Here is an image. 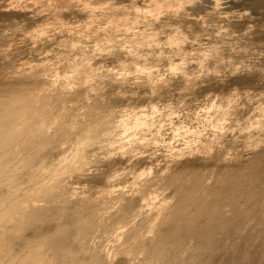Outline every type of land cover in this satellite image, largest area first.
I'll list each match as a JSON object with an SVG mask.
<instances>
[{
  "label": "rangeland",
  "instance_id": "1",
  "mask_svg": "<svg viewBox=\"0 0 264 264\" xmlns=\"http://www.w3.org/2000/svg\"><path fill=\"white\" fill-rule=\"evenodd\" d=\"M193 2L0 0V97L32 106L0 156V264H264V0ZM197 176L195 201H234L170 262L151 248Z\"/></svg>",
  "mask_w": 264,
  "mask_h": 264
},
{
  "label": "bare ground",
  "instance_id": "2",
  "mask_svg": "<svg viewBox=\"0 0 264 264\" xmlns=\"http://www.w3.org/2000/svg\"><path fill=\"white\" fill-rule=\"evenodd\" d=\"M146 1V0H145ZM150 1V0H149ZM192 0H151V4H150V9L154 8V10H163L164 9H169V8H173V10H175L176 8H179V7H182L183 8V4H185L186 2H191ZM194 1V0H193ZM197 0H195V3H196ZM209 1L210 5L213 3V7H215V1L216 0H207ZM144 2V0H143ZM148 2V1H147ZM185 2V3H183ZM201 2V1H200ZM204 2V1H203ZM206 2V0H205ZM194 3V2H193ZM194 3V5H195ZM198 3V2H197ZM197 3H196V7L197 6ZM202 3V2H201ZM208 3V2H207ZM208 3V4H209ZM188 4V3H187ZM185 4V5H187ZM199 4V3H198ZM141 5V4H140ZM149 5V4H147ZM191 5V4H189ZM194 5L192 4V6L194 7ZM200 5V4H199ZM216 5H219V2L218 4ZM144 5H141L142 8H144L146 6L143 7ZM185 7V6H184ZM182 8L180 10H182ZM185 9V8H184ZM171 10V9H170ZM179 10V9H178ZM167 11V10H166ZM147 12V11H146ZM173 12V11H172ZM179 12V11H177ZM159 13H161L159 11ZM152 15V13H151ZM154 15V14H153ZM155 17V16H154ZM151 18V17H150ZM156 18V17H155ZM16 91V90H14ZM22 91V90H21ZM4 92H7V91H4ZM23 92V91H22ZM8 93V92H7ZM5 93V94H7ZM12 93V92H11ZM18 93V91L16 92ZM9 94V93H8ZM10 95V94H9ZM4 96V94H3ZM31 101L28 100V96L25 95V93L23 94H12L8 97H0V156H1V152L4 151V150H8V146L11 144L8 145V131L11 127H13L17 121L16 118L22 114H28L29 112L32 114V112L30 111L31 110ZM31 106V107H30ZM28 125V124H27ZM16 126V125H15ZM12 129V128H11ZM10 129V130H11ZM11 140V139H9ZM28 141V140H26ZM25 145V144H24ZM27 146V145H26ZM30 146V145H29ZM10 151V149H9ZM2 157V156H1ZM13 157V156H12ZM7 160V159H6ZM1 161V159H0ZM2 162V161H1ZM9 165L8 164H5V163H1L0 164V174L3 173L8 169ZM19 169V168H18ZM6 173V172H5ZM237 176V174H236ZM242 177V176H241ZM245 177V176H244ZM250 177V176H249ZM195 178V177H194ZM236 179V178H235ZM249 179V178H248ZM202 182V180H200V178H197L195 180H193V183H192V186L190 188H187L188 190H185L184 192V196H183V201H191L190 203L192 202H195L197 207H198V212L195 216H193L194 218H191V219H187L188 223L185 227H183V218L185 217V209L183 208V206L181 207H177L178 209L173 213V216H172V221H174V224H172L173 226H169L168 229H166V231H164L161 235H160V239H159V242L157 240L158 243H156L153 247V249L151 248V251L153 252V254H156V255H159V256H162L165 260H170L171 262V259H169V256H170V250H168V247L169 249H171L170 247H172L173 245H180L183 243V240H185L184 238L186 237H191L193 239H196V240H200L202 241V239L204 240H211L213 234L217 231V229H219V225H217V223L219 224L218 220H219V217L218 216H222V213L218 214L217 216V207L218 205H220V196L226 193L223 192V190H221L219 187L215 188V189H212L211 188H214V187H211V188H205L203 191L205 193H207L210 197L208 200L206 199H201L199 198L197 201L194 200L193 198V192L194 190L200 185V183ZM243 181V180H242ZM239 182V181H238ZM244 182V181H243ZM202 184V183H201ZM242 184V183H241ZM240 184V185H241ZM208 191V192H206ZM254 192V191H253ZM252 193V192H251ZM256 193V192H254ZM7 194V193H6ZM230 194V193H229ZM236 194V193H235ZM231 196V194H230ZM227 196L225 197V202H232L234 201L233 200V197L231 196ZM253 196V195H252ZM223 197V198H224ZM188 202V203H189ZM185 203V202H184ZM234 204V203H233ZM177 206V205H176ZM238 206V205H236ZM237 208V207H236ZM238 209V208H237ZM7 210V209H6ZM236 210V209H235ZM240 210V209H239ZM20 211V210H19ZM241 211V210H240ZM5 212V211H4ZM220 212V211H219ZM21 213V212H20ZM235 213H240V212H235ZM216 214V215H215ZM241 214V213H240ZM36 215V214H35ZM34 215V216H35ZM170 215V214H169ZM208 216L210 217L209 218V221L206 222V224H203L202 226H197L196 224V220L197 218L199 217H202V216ZM166 216V215H165ZM164 216V217H165ZM12 217V216H11ZM37 217V216H36ZM218 217V218H216ZM33 218V217H32ZM166 218V217H165ZM164 218V219H165ZM13 219V218H12ZM11 219V220H12ZM171 219V218H170ZM169 219V220H170ZM223 220V219H221ZM220 220V221H221ZM166 221V220H164ZM168 222V221H167ZM264 222V221H263ZM82 223V222H81ZM88 223V222H87ZM162 223V222H161ZM170 223V222H169ZM221 223V222H220ZM86 224V223H85ZM167 224V223H166ZM201 224V223H200ZM17 225V224H16ZM21 224H19L18 226H20ZM24 225V224H23ZM22 225V226H23ZM28 225V224H27ZM26 225V226H27ZM162 225V224H161ZM168 225V224H167ZM222 225V224H220ZM20 226V227H22ZM62 227V226H61ZM91 225L90 224H87V225H84V228L85 229H80L77 236L75 237L77 240H84V237H83V232L82 233V230H88V229H91L90 228ZM63 228V227H62ZM59 227V230L57 232V235H60V233L63 232L64 229H62ZM65 228V227H64ZM83 228V226L81 227ZM221 228V226H220ZM222 228H225L224 226ZM164 229V228H163ZM264 229V228H263ZM91 231V230H90ZM227 231V230H226ZM17 232V231H16ZM158 233H156L157 235L159 234V231H157ZM86 233V232H85ZM21 234V233H20ZM64 234V233H63ZM89 234V231L88 233L86 234L88 236ZM263 234V233H262ZM61 236V235H60ZM85 236V234H84ZM159 237V236H158ZM88 238V237H87ZM90 238V237H89ZM88 238V239H89ZM249 238H251V236H249ZM87 239V240H88ZM187 239V238H186ZM75 240V239H74ZM84 242H86V239L84 240ZM83 242V243H84ZM199 243V242H198ZM204 243V242H203ZM2 245V243H1ZM102 245V244H101ZM199 245V244H197ZM196 245V246H197ZM201 245V244H200ZM88 247V246H87ZM100 247V246H99ZM175 247V248H176ZM177 247V248H179ZM1 248V246H0ZM160 248L164 249V251H160ZM173 248V249H175ZM2 249H3V246H2ZM200 251H202V247L200 248ZM87 248L85 245H80V249L78 250V252H87L86 251ZM99 252L102 250V249H98ZM179 251V250H178ZM77 252V251H76ZM76 253L73 255V257L71 258L72 261L74 262H77L79 260L78 256H79V253ZM101 252H104V249L103 251ZM151 252V253H152ZM169 252V253H168ZM174 251L172 250V253ZM177 252V251H176ZM172 253H171V257H173V262L170 263V264H181L179 263V259H178V252L177 253H173L174 255L172 256ZM84 254V253H83ZM82 254V255H83ZM94 254V253H93ZM85 255V254H84ZM107 255V254H106ZM93 257V256H92ZM170 257V258H171ZM91 258V257H90ZM105 259H99V258H93L92 260H90V262L88 261H83V262H79L80 264H105L104 262ZM166 264V263H165Z\"/></svg>",
  "mask_w": 264,
  "mask_h": 264
}]
</instances>
